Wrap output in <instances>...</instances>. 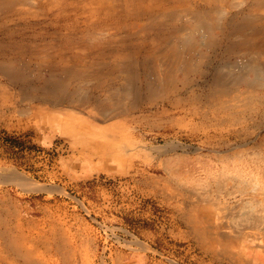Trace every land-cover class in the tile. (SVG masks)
<instances>
[{
  "label": "rangeland",
  "instance_id": "rangeland-1",
  "mask_svg": "<svg viewBox=\"0 0 264 264\" xmlns=\"http://www.w3.org/2000/svg\"><path fill=\"white\" fill-rule=\"evenodd\" d=\"M3 134L0 264H264V0H0Z\"/></svg>",
  "mask_w": 264,
  "mask_h": 264
},
{
  "label": "bare ground",
  "instance_id": "bare-ground-1",
  "mask_svg": "<svg viewBox=\"0 0 264 264\" xmlns=\"http://www.w3.org/2000/svg\"><path fill=\"white\" fill-rule=\"evenodd\" d=\"M61 87V86H59ZM56 92V91H55ZM59 92H57L58 94ZM62 94V92H61ZM9 174L6 175L4 177V180L7 181V182H12L11 180H17L18 183H21V181H24L25 180V177H23L22 175L14 172V171H11V172H8ZM23 186H28L29 189L31 190H38V189H43V190H46V191H52V192H56L58 191V188L57 187H54V186H42L40 184H37V183H33V182H30L28 180H25L23 183H21Z\"/></svg>",
  "mask_w": 264,
  "mask_h": 264
},
{
  "label": "trees",
  "instance_id": "trees-1",
  "mask_svg": "<svg viewBox=\"0 0 264 264\" xmlns=\"http://www.w3.org/2000/svg\"><path fill=\"white\" fill-rule=\"evenodd\" d=\"M2 141H8L9 142V147L12 151V149H18V152H28L30 151V149H34L35 147L33 145L30 144L29 141H26L24 138L18 137V138H12V137H8L5 136V134H3V136L0 138Z\"/></svg>",
  "mask_w": 264,
  "mask_h": 264
}]
</instances>
